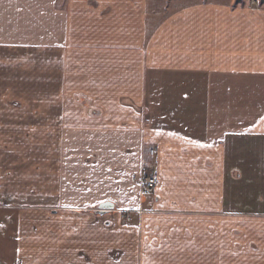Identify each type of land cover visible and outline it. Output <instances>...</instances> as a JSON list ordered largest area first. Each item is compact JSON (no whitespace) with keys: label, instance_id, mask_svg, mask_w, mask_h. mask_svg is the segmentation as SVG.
I'll use <instances>...</instances> for the list:
<instances>
[{"label":"crops","instance_id":"0c3cea01","mask_svg":"<svg viewBox=\"0 0 264 264\" xmlns=\"http://www.w3.org/2000/svg\"><path fill=\"white\" fill-rule=\"evenodd\" d=\"M262 118L263 2L0 0V264H264Z\"/></svg>","mask_w":264,"mask_h":264},{"label":"built area","instance_id":"2783aa9c","mask_svg":"<svg viewBox=\"0 0 264 264\" xmlns=\"http://www.w3.org/2000/svg\"><path fill=\"white\" fill-rule=\"evenodd\" d=\"M257 0H251V4L254 5L256 4ZM157 150L156 149H152L150 151V155L153 157L154 155H156ZM158 185V179L155 175H150L147 174L141 182V186H142V190L144 192L147 193H152L154 191V189L157 187Z\"/></svg>","mask_w":264,"mask_h":264},{"label":"rangeland","instance_id":"374dc122","mask_svg":"<svg viewBox=\"0 0 264 264\" xmlns=\"http://www.w3.org/2000/svg\"><path fill=\"white\" fill-rule=\"evenodd\" d=\"M150 2H162V3H166V2H168V3H171V1L173 2L174 0H149ZM181 1V0H180ZM190 0H182V2H189ZM250 2H251V0H250ZM256 4H257V2H256ZM255 5V4H254ZM151 151V150H150ZM150 154V153H149ZM151 156V155H150ZM152 158V157H151Z\"/></svg>","mask_w":264,"mask_h":264},{"label":"water","instance_id":"95a60500","mask_svg":"<svg viewBox=\"0 0 264 264\" xmlns=\"http://www.w3.org/2000/svg\"><path fill=\"white\" fill-rule=\"evenodd\" d=\"M101 210H113L114 206L110 203H106L100 206Z\"/></svg>","mask_w":264,"mask_h":264},{"label":"trees","instance_id":"16d2710c","mask_svg":"<svg viewBox=\"0 0 264 264\" xmlns=\"http://www.w3.org/2000/svg\"><path fill=\"white\" fill-rule=\"evenodd\" d=\"M257 1H260V2H263L264 3V0H257Z\"/></svg>","mask_w":264,"mask_h":264},{"label":"snow or ice","instance_id":"6c2138e0","mask_svg":"<svg viewBox=\"0 0 264 264\" xmlns=\"http://www.w3.org/2000/svg\"><path fill=\"white\" fill-rule=\"evenodd\" d=\"M262 119H264V118H262ZM0 227H2V225H0Z\"/></svg>","mask_w":264,"mask_h":264}]
</instances>
